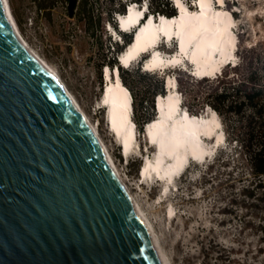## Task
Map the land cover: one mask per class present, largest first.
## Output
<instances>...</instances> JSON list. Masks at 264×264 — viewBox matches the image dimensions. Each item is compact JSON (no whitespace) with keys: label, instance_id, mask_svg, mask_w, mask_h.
Masks as SVG:
<instances>
[{"label":"water","instance_id":"1","mask_svg":"<svg viewBox=\"0 0 264 264\" xmlns=\"http://www.w3.org/2000/svg\"><path fill=\"white\" fill-rule=\"evenodd\" d=\"M0 264H165L84 116L20 39L4 0Z\"/></svg>","mask_w":264,"mask_h":264},{"label":"rangeland","instance_id":"2","mask_svg":"<svg viewBox=\"0 0 264 264\" xmlns=\"http://www.w3.org/2000/svg\"><path fill=\"white\" fill-rule=\"evenodd\" d=\"M8 1L11 11L13 8L16 11L20 24L14 19L29 47L58 74L94 124L122 179L150 220L169 264H264V227L260 230L262 210L258 207L244 208L232 201V198L240 200V183L234 182L233 178L250 169L240 153L235 152L224 123L226 148L217 150V158L213 161L191 162L188 170L176 179L177 190L170 188L164 196L160 183L151 179L147 182L139 177L146 154L150 157L154 155L151 145L146 144L144 132H137L143 154L133 153L124 158L118 142L108 129L105 109L98 102L107 84L105 70L108 68L114 73L116 68H102L101 90L98 65L107 52L104 50L106 45H115L116 42L122 45L119 25L105 20V24L90 35L83 25L78 24V16L73 18L68 15L67 0H57L50 22L45 20V15L37 16L30 0ZM90 1H97L102 6L97 7L94 14L104 18L105 4L109 0ZM224 1L223 7L236 18L233 26L239 24L241 27L234 26L238 43L235 62H241L240 66L235 69L226 66L221 71L220 78L228 79L236 77L250 57L255 55L251 47L258 51L264 49V0ZM212 3L216 7L218 0H212ZM195 5L191 3L192 9ZM22 11L25 12L23 27ZM99 43H103L104 47H98ZM161 51L165 56L175 54V43L162 46ZM147 57L148 54L133 61L128 68H122L133 71L139 67L142 71ZM168 74L177 81L184 109L190 107L192 115L214 112L206 104L205 97L217 86V76L213 80H197L187 72L168 69L165 75H156L154 80L160 84ZM143 82L138 76L130 79L134 91L126 87L133 98L134 93L137 98L142 97ZM146 96L148 102L154 97L156 107L159 94L154 95L151 90ZM195 110L198 112L195 113Z\"/></svg>","mask_w":264,"mask_h":264},{"label":"bare ground","instance_id":"3","mask_svg":"<svg viewBox=\"0 0 264 264\" xmlns=\"http://www.w3.org/2000/svg\"><path fill=\"white\" fill-rule=\"evenodd\" d=\"M4 1L13 28L28 49L54 73L84 116L109 159L117 178L143 213L145 222L163 257V262L169 264L150 220L122 179L115 161L100 139L94 124L86 116L58 74L29 47L20 33L9 1ZM196 1V9L192 10L183 0H175L177 9H179L175 16L159 15L158 19L153 16L149 17L147 22H145L147 16L141 22L146 13V6L141 7L131 3L128 11L120 14L119 21H117L121 32L136 28L133 40L118 55L119 65L121 67L128 66L148 54L142 64L145 71H166L171 69L170 67L183 65L190 73L199 78H211L219 74L218 71L229 60L235 62L236 55L233 51L235 47L238 48V43H236L235 34L231 31L234 21L231 19L230 11L226 7H214L212 0ZM218 2L221 5L225 4L224 0H218ZM174 36L178 40L175 43L178 53L165 56L159 42L162 40L163 44L164 41L171 44L174 42ZM116 73L109 69L105 70L104 77L107 84L98 102L105 109L108 129L119 143L122 156L125 155L128 158L129 154H143V150L138 141V130L132 118L131 92H128L129 89L120 81ZM168 75L166 77L167 90L156 101L155 110L157 109L158 112H156L155 118L146 124L144 131L146 144L151 145L154 155L145 158L139 170L140 179L147 182L151 179L163 186L164 196H167L170 184L176 185L175 176L183 175L188 170L186 165L190 163V157L202 161L206 155L211 156L214 149H219L221 145L226 144V135L220 116L213 111H211L213 114L202 112L191 115L181 104L182 96L177 89V81L172 78L171 74ZM171 190L173 189L171 188Z\"/></svg>","mask_w":264,"mask_h":264},{"label":"trees","instance_id":"4","mask_svg":"<svg viewBox=\"0 0 264 264\" xmlns=\"http://www.w3.org/2000/svg\"><path fill=\"white\" fill-rule=\"evenodd\" d=\"M66 10L70 17L78 16V24L83 25L93 34L95 29L101 28L106 22L109 24L117 23L119 14H124L127 6L135 3L138 6H146L145 16L152 14L157 17L163 15L172 17L176 15V8L173 0H109L105 4V17L95 15V9L102 7L97 1L90 0H67ZM187 6L191 7L192 0H183ZM34 5L37 16L45 15V20L52 19L51 15L57 5V0H30ZM71 2L73 5L71 7ZM18 24V16L15 9L12 10ZM25 21V12L22 11V27ZM116 28V27H115ZM122 45L110 43L106 45L107 51L101 58L98 68L99 85L102 90L103 75L101 70L104 66L110 69L116 66L119 70L122 83L134 91L130 84V79L138 76L143 79L142 97L137 98L132 95V118L138 130V133L144 132L145 125L156 116L154 97L147 101V94L152 90L153 94H165V83L162 80L160 84L154 80L156 74L140 71V68L131 71L119 66V54L133 40V34L119 32ZM103 48V43L97 44ZM252 55L246 62L240 73L233 78H220L222 74L216 75L217 86L209 92L205 101L221 118L224 123L228 138L233 144L236 153L246 160L249 169L247 172H241L239 176L233 178L234 182H239V201L232 198L234 204L241 207H258L262 210L260 219L263 221L260 230L264 227V49L261 51L251 47ZM241 62L232 67L240 66ZM226 77V75H225ZM208 77H202L207 79ZM211 78H215L211 77ZM209 78V79H211ZM212 79V80H213ZM188 112L192 109L187 106ZM198 110H195L197 113ZM190 113V114H191ZM192 115V114H191ZM197 115V114H194ZM236 193V192H235ZM264 262V259H263Z\"/></svg>","mask_w":264,"mask_h":264},{"label":"clouds","instance_id":"5","mask_svg":"<svg viewBox=\"0 0 264 264\" xmlns=\"http://www.w3.org/2000/svg\"><path fill=\"white\" fill-rule=\"evenodd\" d=\"M235 54L237 53V51L234 52ZM131 103H132V96H131ZM181 104L183 105V100L181 101ZM213 114V113H212ZM119 144V143H118Z\"/></svg>","mask_w":264,"mask_h":264},{"label":"built area","instance_id":"6","mask_svg":"<svg viewBox=\"0 0 264 264\" xmlns=\"http://www.w3.org/2000/svg\"><path fill=\"white\" fill-rule=\"evenodd\" d=\"M131 95V94H130ZM132 96V95H131Z\"/></svg>","mask_w":264,"mask_h":264}]
</instances>
